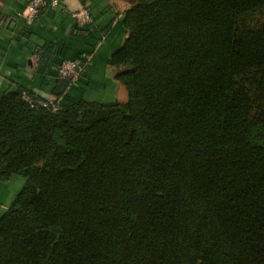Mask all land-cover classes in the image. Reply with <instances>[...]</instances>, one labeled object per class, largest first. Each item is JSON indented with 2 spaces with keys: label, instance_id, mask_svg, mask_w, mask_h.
Instances as JSON below:
<instances>
[{
  "label": "trees",
  "instance_id": "16d2710c",
  "mask_svg": "<svg viewBox=\"0 0 264 264\" xmlns=\"http://www.w3.org/2000/svg\"><path fill=\"white\" fill-rule=\"evenodd\" d=\"M127 2V100L0 96V264H264V0Z\"/></svg>",
  "mask_w": 264,
  "mask_h": 264
},
{
  "label": "crops",
  "instance_id": "0c3cea01",
  "mask_svg": "<svg viewBox=\"0 0 264 264\" xmlns=\"http://www.w3.org/2000/svg\"><path fill=\"white\" fill-rule=\"evenodd\" d=\"M29 0H0V96L23 86L45 98H53L63 60L82 62L83 76L73 93L82 98L113 102L125 96L110 64L126 37L125 7L121 0H62L59 8L45 9L33 21L24 11ZM88 7L94 17L89 26H78L71 12ZM53 43L49 66L38 70V48ZM126 91V92H124ZM25 179L14 176L0 181V218L21 192Z\"/></svg>",
  "mask_w": 264,
  "mask_h": 264
},
{
  "label": "built area",
  "instance_id": "2783aa9c",
  "mask_svg": "<svg viewBox=\"0 0 264 264\" xmlns=\"http://www.w3.org/2000/svg\"><path fill=\"white\" fill-rule=\"evenodd\" d=\"M61 4V0H29L24 11V17L27 21L31 22L45 9L59 8ZM71 16L74 18L78 26H89L94 23L92 12L86 6L71 12ZM58 72L60 77L68 78L73 82H76L83 76L84 66L78 61L67 59L58 66ZM24 96L26 100L34 104V101L27 94H24ZM47 99L48 101L42 103L44 106L54 105V97Z\"/></svg>",
  "mask_w": 264,
  "mask_h": 264
},
{
  "label": "rangeland",
  "instance_id": "374dc122",
  "mask_svg": "<svg viewBox=\"0 0 264 264\" xmlns=\"http://www.w3.org/2000/svg\"><path fill=\"white\" fill-rule=\"evenodd\" d=\"M128 0H121V4H122V7L124 8H127L128 7V2H127ZM117 70V69H116ZM124 92H126V91H124ZM120 99H122V100H127L128 99V93H126L125 94V96H123V94H122V96H120Z\"/></svg>",
  "mask_w": 264,
  "mask_h": 264
}]
</instances>
